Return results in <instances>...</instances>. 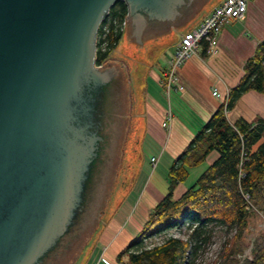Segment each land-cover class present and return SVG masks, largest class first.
Listing matches in <instances>:
<instances>
[{
	"label": "water",
	"instance_id": "water-1",
	"mask_svg": "<svg viewBox=\"0 0 264 264\" xmlns=\"http://www.w3.org/2000/svg\"><path fill=\"white\" fill-rule=\"evenodd\" d=\"M119 1L140 40L203 0H0V264H67L107 197L123 136L99 155L93 117L117 74L128 96L122 66H97V38Z\"/></svg>",
	"mask_w": 264,
	"mask_h": 264
},
{
	"label": "trees",
	"instance_id": "trees-1",
	"mask_svg": "<svg viewBox=\"0 0 264 264\" xmlns=\"http://www.w3.org/2000/svg\"><path fill=\"white\" fill-rule=\"evenodd\" d=\"M128 14L124 1L116 3L102 22L97 43V63L108 60L122 38L114 21ZM108 23L106 38L104 26ZM106 45L103 46V42ZM206 52V50H205ZM250 90L264 93V39L244 64V75L229 90L228 103L221 104L189 144L176 157L169 171V190L148 214L143 230L130 244V264H194L201 244L211 238V226L224 228L226 240L212 264H241L245 232L253 210L247 208L250 195L257 211H264V120L232 122L227 116L242 95ZM213 151L219 157L189 185L177 199L174 190L186 181L192 168L203 164ZM188 226L187 237L167 235L159 243L146 240L170 229ZM245 264H264V236Z\"/></svg>",
	"mask_w": 264,
	"mask_h": 264
},
{
	"label": "rangeland",
	"instance_id": "rangeland-1",
	"mask_svg": "<svg viewBox=\"0 0 264 264\" xmlns=\"http://www.w3.org/2000/svg\"><path fill=\"white\" fill-rule=\"evenodd\" d=\"M221 1H201L179 23L158 31L153 37H144L142 41L125 29L121 40L108 56V61H116L125 72L128 112L124 133L107 197L93 219L86 240L67 264H130L127 249L143 230L151 202H158L167 195L169 171L176 159L169 147V139L166 140L168 136L170 138V127L169 132L161 123L164 132H169L163 139L155 135L154 129H158V125L151 127L149 114H154L146 96L150 94L166 106L170 92L157 77L176 51L182 34L192 29L202 15ZM152 157L158 158L155 168L151 163ZM205 166L202 164L194 167L181 185L188 186L194 182ZM180 228L152 236L146 243H159L167 235L187 237L190 231L188 226ZM210 228L211 238L201 244L194 264H212L224 245V228L220 225ZM260 236H264V211H254L245 232L244 252L239 256L241 264L253 259L255 241ZM183 264H189L188 260Z\"/></svg>",
	"mask_w": 264,
	"mask_h": 264
},
{
	"label": "crops",
	"instance_id": "crops-1",
	"mask_svg": "<svg viewBox=\"0 0 264 264\" xmlns=\"http://www.w3.org/2000/svg\"><path fill=\"white\" fill-rule=\"evenodd\" d=\"M216 6L202 15L192 29L198 27ZM142 38L140 41L144 40ZM262 39H264V0H255L247 5L245 19H233L224 25L216 52H205L203 45L197 57L186 61L180 67L177 84L173 85L166 106L163 105L164 102L147 94L146 98L151 104L150 110L154 114V116L149 114L151 127L158 125V129H154L155 135L162 139L166 134L168 136L171 129L170 138L168 136L166 140L169 139L173 156L177 157L181 154L218 107L223 104L222 99L213 94V88H218L223 97L229 93V90L244 75V64L254 55L256 46ZM157 78L164 86L162 71ZM178 85L183 89H180ZM168 113L172 114L170 129L169 132H164L161 123L167 119ZM227 116L232 122L237 119H244L251 123L258 119L264 120V93L256 90L244 93L235 106L227 111ZM218 157L219 153L213 151L203 164L207 167ZM189 185L177 184L174 198H179ZM156 203V200L151 202L148 214ZM98 264L105 263L98 262Z\"/></svg>",
	"mask_w": 264,
	"mask_h": 264
},
{
	"label": "built area",
	"instance_id": "built-area-1",
	"mask_svg": "<svg viewBox=\"0 0 264 264\" xmlns=\"http://www.w3.org/2000/svg\"><path fill=\"white\" fill-rule=\"evenodd\" d=\"M252 1L255 0H224L202 20L198 27L182 34L177 43L176 51L168 59L166 68L163 69L162 82L165 88L168 89V92L171 91L174 84H177L178 70L180 67L186 61L193 58V56H198L203 45L207 53L216 52L224 25L233 19H245L247 5ZM114 24L116 25V29L123 34L126 26V16L122 20L114 21ZM107 28L108 23L104 26V33L101 35L103 39L106 38L108 32ZM99 38L98 33L97 43ZM103 44V46H105L106 41L103 42ZM178 87L183 89L182 86L178 85ZM213 94L222 99V103L226 108L229 98L228 93L223 97L218 88L214 87ZM171 119L172 114L168 113L167 119L163 121V125L166 126L167 129L170 127ZM151 163L155 168L158 163V158L152 157ZM245 198L248 203L247 208L251 211H257L251 202L250 195L245 194Z\"/></svg>",
	"mask_w": 264,
	"mask_h": 264
},
{
	"label": "flooded vegetation",
	"instance_id": "flooded-vegetation-1",
	"mask_svg": "<svg viewBox=\"0 0 264 264\" xmlns=\"http://www.w3.org/2000/svg\"><path fill=\"white\" fill-rule=\"evenodd\" d=\"M167 28L168 24L164 22L151 24L145 29L143 35L145 36V38L153 37L154 34L158 31ZM128 29L130 35H132L133 37H137L131 24L128 26ZM109 64L110 63L108 62V60H106L101 64L97 63V66L102 67L103 69H108L112 67V64ZM120 81L121 80L119 79V76L117 74V76H115V78H113L112 81L108 83V85L105 87L106 97L104 99L102 98V102L100 103V106L102 107V114L100 116L98 115L97 118L93 117V121L96 123L94 130H98V133L104 137L103 141H99L101 145L99 155H104L108 151V153L112 156L114 149L117 146V139H121L123 136V134H121V126L125 122L128 107L125 103V86ZM110 125L113 129L112 141H110L109 137L107 136V129L108 127H110ZM102 161L103 158H99V160H97V163H100ZM106 164L107 163H105V165ZM62 258H64V256L59 257L55 264H58V262H60Z\"/></svg>",
	"mask_w": 264,
	"mask_h": 264
}]
</instances>
